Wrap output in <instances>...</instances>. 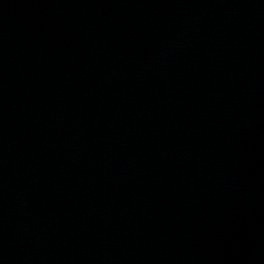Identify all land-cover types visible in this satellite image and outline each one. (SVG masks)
<instances>
[{
	"label": "water",
	"instance_id": "water-1",
	"mask_svg": "<svg viewBox=\"0 0 264 264\" xmlns=\"http://www.w3.org/2000/svg\"><path fill=\"white\" fill-rule=\"evenodd\" d=\"M0 264H264V0H0Z\"/></svg>",
	"mask_w": 264,
	"mask_h": 264
}]
</instances>
